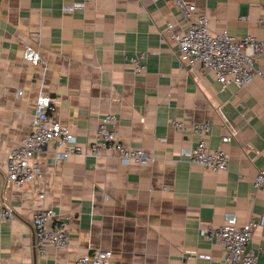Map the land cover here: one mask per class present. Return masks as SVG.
<instances>
[{"label":"crops","instance_id":"0c3cea01","mask_svg":"<svg viewBox=\"0 0 264 264\" xmlns=\"http://www.w3.org/2000/svg\"><path fill=\"white\" fill-rule=\"evenodd\" d=\"M186 1L214 34L264 39L263 0ZM188 26L173 0H0V205L14 214L0 217L1 264H75L96 249L113 251L110 264H226L221 244L200 230L221 227L228 215L243 227L264 211V190L253 185L264 167V78L223 88L210 70H190L172 39ZM27 47L40 62L25 59ZM131 56L143 58L142 75ZM258 66L264 72V52ZM41 91L82 147L98 138L101 116L114 113L121 142L155 161L126 165L106 150L56 160L51 141L35 158L43 177L6 189L8 154L31 132ZM219 109L236 130L228 143ZM174 120L212 129L192 135ZM202 139L230 155L226 171L181 156ZM45 208L56 214L50 227L66 221L67 249L47 244L41 254L36 246L32 219ZM250 248L264 264L261 228Z\"/></svg>","mask_w":264,"mask_h":264},{"label":"built area","instance_id":"2783aa9c","mask_svg":"<svg viewBox=\"0 0 264 264\" xmlns=\"http://www.w3.org/2000/svg\"><path fill=\"white\" fill-rule=\"evenodd\" d=\"M173 1L189 21L187 30L182 34H173L172 39L178 46L179 56L188 61L190 70H193L196 65L203 70H210L223 88L231 83L243 88L257 77L264 78V72L258 66L264 52V39L251 35L237 37L227 31L214 34L210 29V19L206 15L199 14L194 4L186 0ZM260 23L264 26V16L260 19ZM167 28L171 31L173 24L169 23ZM25 59L33 63L40 62L38 53L30 47L26 48ZM128 59L134 64L136 75H142L145 72L142 57L131 56ZM183 67L184 65L181 64V68ZM53 103L54 100L49 94L43 91L38 94L31 132L15 144L8 154L4 177L6 189L26 188L43 177V169L35 158L51 141H55L59 149L55 154L56 160H66L72 156L99 157L106 150L111 154H118L121 163L126 165L132 163L147 165L155 161V157L146 150L128 147L121 142L116 129L117 116L114 113L101 116L98 138L90 148L82 147L71 128L61 124L51 113ZM218 111L223 116L224 127L230 131L222 138L224 143H228L236 135V130L227 125L223 112L220 109ZM172 126L176 131H186L192 135L201 136L208 134L212 129L208 122L194 124L188 128L184 122L174 120ZM181 156L192 164L214 172L226 171L230 160V155L225 150L210 149L204 139L192 148L183 150ZM253 185L257 190H264V167L259 171ZM41 197L43 198L44 195ZM55 215L52 209L45 208L33 216L32 226L36 246L41 254L46 253L47 244L60 249H67L70 246L66 221H59L54 226H49L50 220ZM13 216L9 207L0 205L2 219L13 218ZM258 228L264 231V211L258 218H252L243 227H238L235 215H228L221 227L202 228L200 235L210 242L221 244L226 264H261L258 254L250 248ZM113 255L112 250L96 249L76 258L75 264H110Z\"/></svg>","mask_w":264,"mask_h":264}]
</instances>
